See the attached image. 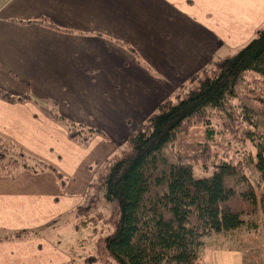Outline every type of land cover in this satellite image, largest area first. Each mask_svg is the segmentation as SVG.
I'll list each match as a JSON object with an SVG mask.
<instances>
[{
	"label": "crops",
	"instance_id": "1",
	"mask_svg": "<svg viewBox=\"0 0 264 264\" xmlns=\"http://www.w3.org/2000/svg\"><path fill=\"white\" fill-rule=\"evenodd\" d=\"M41 17L69 31L16 21ZM263 22L264 0H0V91L31 97L0 95V138L67 179L60 188L48 170L0 177V232H31L0 240V264H16L12 258L29 264V253L39 247L47 258L71 259L43 236L69 223L93 166L108 156L109 143L115 145V138L96 135L79 146L36 99L55 96L66 102L61 112L99 115L104 122L95 116L93 124L121 137L190 75L245 44ZM113 39L132 46L152 69Z\"/></svg>",
	"mask_w": 264,
	"mask_h": 264
},
{
	"label": "trees",
	"instance_id": "2",
	"mask_svg": "<svg viewBox=\"0 0 264 264\" xmlns=\"http://www.w3.org/2000/svg\"><path fill=\"white\" fill-rule=\"evenodd\" d=\"M16 21L69 31L45 17ZM113 40L134 54L139 64L152 69L132 46ZM250 71L257 76L246 78ZM0 95L9 101L31 98L29 93L13 96L0 91ZM36 100L43 113L63 126L79 146L87 147L96 135L119 142L93 167L72 213L76 230L88 228L98 236L87 254L83 249L88 247L84 245L87 238L78 241L76 251L73 245L68 248L70 256L83 258V264H198L207 237L255 226L247 215L254 214L258 202L264 212V23L245 44L190 75L141 121L128 124L121 137L118 131L107 129V133L93 124L89 118L94 114L80 112L78 120L66 116L60 111V104L66 102L55 96ZM237 108L253 151L245 161L221 160L209 175L196 176L193 157L173 147L177 135L198 120L205 126V137L211 138L210 116L215 112L223 126L233 129L229 125ZM207 150L203 147L202 152ZM21 170L32 174L48 170L61 188L67 181L52 165L0 138V177L13 178ZM253 184L262 187L259 199ZM103 232L102 237L97 234ZM30 235L27 230L2 231L0 240ZM75 261L72 257L69 262Z\"/></svg>",
	"mask_w": 264,
	"mask_h": 264
},
{
	"label": "rangeland",
	"instance_id": "3",
	"mask_svg": "<svg viewBox=\"0 0 264 264\" xmlns=\"http://www.w3.org/2000/svg\"><path fill=\"white\" fill-rule=\"evenodd\" d=\"M245 76L246 78H251L257 75L255 72L250 71L246 72ZM98 101L92 102L95 104ZM233 103L236 105L237 100L234 99ZM63 107L64 106L61 105V110ZM66 109L64 107V112L62 111L66 116H70L77 120L80 118L77 110L68 113L66 112ZM237 111H239L238 108L236 109L235 119L232 124L229 125L233 129H229L225 124L223 126L221 121L222 117L219 116L218 113L215 112L211 114L210 127L213 129L211 138L205 137V126L198 120L190 122L185 131H182L177 135L173 147L181 154L191 155L193 157V168L196 176L202 177L204 175H209L214 163H218L221 160H231L234 163H238L239 160L245 161L247 155L253 151L252 146L247 140V125L241 121L240 113ZM95 116L97 117L98 122H104L99 115H93L89 120L93 122ZM223 117L225 118L224 114ZM139 121H141V119L135 122V124ZM224 123L228 122H225L224 120ZM99 127L104 128V130L106 128L109 129L108 126L99 125ZM107 129L106 132L109 133ZM116 140L117 139L113 140L115 145L109 143L107 146L108 155L111 153V148L113 149L119 144ZM203 147H207L208 150L202 152ZM99 163H96L93 167L95 168ZM260 189H262V187L255 186L254 190L257 199H259L262 194ZM81 197L83 196L81 195ZM72 217V214L67 215L66 221L68 220L69 223H65L61 228L60 226H55L54 228L51 227L53 228L52 230H50L51 228H48L47 233H45L43 237L53 244H57L65 254L69 253L68 248L72 245L76 251V248L79 247L78 241L82 240V238H87L84 239V245H88V247L84 246L83 248L85 251L84 254H87V249L88 251L91 250V246L98 236L93 235L90 229L87 228L82 230H72ZM247 219L254 222L255 226H244L229 234L219 233L207 237L198 264H264V212L259 202L254 214L247 215ZM97 234L102 237L104 232ZM52 247L54 246L52 245ZM40 249L41 248L39 247L37 250L38 252L35 255L29 253V264H83L81 262L83 258H81V256H77L76 258V254L75 256L73 254L70 256V258L74 257V259H76L75 262H69L70 259L68 261L66 260V262L61 255H53L54 258H47V256L44 254L42 255L39 252ZM46 252L47 251L45 250L44 253ZM32 256H34L35 259H33ZM17 261L18 260H15L14 258L9 260V262H16V264H18Z\"/></svg>",
	"mask_w": 264,
	"mask_h": 264
}]
</instances>
